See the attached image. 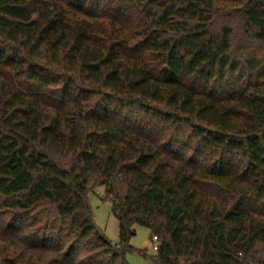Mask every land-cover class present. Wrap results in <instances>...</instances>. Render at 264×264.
Returning <instances> with one entry per match:
<instances>
[{
    "label": "trees",
    "instance_id": "1",
    "mask_svg": "<svg viewBox=\"0 0 264 264\" xmlns=\"http://www.w3.org/2000/svg\"><path fill=\"white\" fill-rule=\"evenodd\" d=\"M134 225L264 264V0H0V264H129Z\"/></svg>",
    "mask_w": 264,
    "mask_h": 264
},
{
    "label": "rangeland",
    "instance_id": "2",
    "mask_svg": "<svg viewBox=\"0 0 264 264\" xmlns=\"http://www.w3.org/2000/svg\"><path fill=\"white\" fill-rule=\"evenodd\" d=\"M89 201L93 212L95 224L104 232L112 242L119 241V223L112 210V202L109 196H105L103 187H96L89 193ZM133 234L129 237V245L134 249L127 252L126 260L129 264H153L148 258L155 253L152 250L150 230L145 226L134 225ZM138 250H146L147 256H143Z\"/></svg>",
    "mask_w": 264,
    "mask_h": 264
},
{
    "label": "built area",
    "instance_id": "3",
    "mask_svg": "<svg viewBox=\"0 0 264 264\" xmlns=\"http://www.w3.org/2000/svg\"><path fill=\"white\" fill-rule=\"evenodd\" d=\"M151 240H152L151 248H152V250H156L157 249V237L155 235H153Z\"/></svg>",
    "mask_w": 264,
    "mask_h": 264
}]
</instances>
